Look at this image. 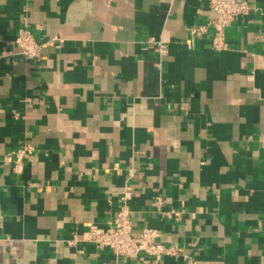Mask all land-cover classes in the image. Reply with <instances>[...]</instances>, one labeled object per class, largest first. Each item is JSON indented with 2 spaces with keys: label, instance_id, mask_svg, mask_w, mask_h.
<instances>
[{
  "label": "crops",
  "instance_id": "crops-1",
  "mask_svg": "<svg viewBox=\"0 0 264 264\" xmlns=\"http://www.w3.org/2000/svg\"><path fill=\"white\" fill-rule=\"evenodd\" d=\"M245 2L217 50L208 0H0V264H113L67 241L122 205L171 249L125 264H264V0Z\"/></svg>",
  "mask_w": 264,
  "mask_h": 264
},
{
  "label": "built area",
  "instance_id": "built-area-1",
  "mask_svg": "<svg viewBox=\"0 0 264 264\" xmlns=\"http://www.w3.org/2000/svg\"><path fill=\"white\" fill-rule=\"evenodd\" d=\"M209 8L215 14L210 19V25L213 28V47L217 50H223L227 44L225 41L226 26L236 15L246 13L248 5L245 0H208ZM199 29L193 27L192 31ZM15 45L19 53L25 59L39 61L42 59L43 44L37 42L32 33L26 29H21L15 37ZM33 147L25 144L16 151L9 152L7 159L13 161V170L20 172L23 169V161L27 155L32 153ZM159 230L153 227H144L138 233H134L130 211L127 205H122L112 221L105 227L96 223L91 224L88 229L78 237L76 233L67 241L74 246L78 241H84L94 244L101 249L111 250L117 257L113 264H125L123 260L139 254H147L159 259L164 253L171 249L165 247L158 240ZM152 264H159L157 261ZM189 264H196L194 261Z\"/></svg>",
  "mask_w": 264,
  "mask_h": 264
}]
</instances>
